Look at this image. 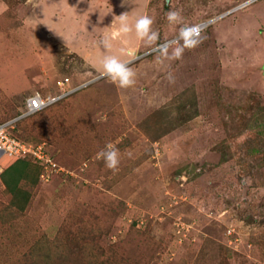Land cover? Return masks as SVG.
I'll list each match as a JSON object with an SVG mask.
<instances>
[{"label": "rangeland", "instance_id": "obj_1", "mask_svg": "<svg viewBox=\"0 0 264 264\" xmlns=\"http://www.w3.org/2000/svg\"><path fill=\"white\" fill-rule=\"evenodd\" d=\"M124 12L152 17L161 44L202 23V43L160 63L134 27L118 33ZM107 55L134 86L99 76ZM34 93L58 101L19 118ZM9 121L55 166L27 172L23 208L0 179V264H264V0H0ZM108 143L117 170L97 155Z\"/></svg>", "mask_w": 264, "mask_h": 264}, {"label": "clouds", "instance_id": "obj_2", "mask_svg": "<svg viewBox=\"0 0 264 264\" xmlns=\"http://www.w3.org/2000/svg\"><path fill=\"white\" fill-rule=\"evenodd\" d=\"M129 14V12H124L121 15L114 17V19H118L119 22V27L117 29L118 33L127 35L133 31L134 27L137 37L148 45H155L154 51L157 53L160 63H163L165 60L180 59L186 49H193L202 43L203 38L201 36L200 28L194 25H185L180 28L176 38L162 44L157 43L160 39V35L152 28V17L147 14L141 15L136 18L133 26L129 23ZM166 16L169 24L175 25L182 22V15L178 9L168 11ZM95 28L96 27H94L93 30ZM100 45L105 49L111 48V37H104L100 41ZM121 52L125 55L134 54L131 50L126 49H121ZM99 76L111 79L120 88H130L136 83V72L130 66V61L122 60L118 55H107L103 58ZM167 79L169 82L174 81V77L171 72L168 73ZM97 155L99 158L104 160L107 168L112 170L118 169L121 159L120 152L119 149H117L112 143H108ZM0 165L2 171V161L0 162ZM2 172H0V174Z\"/></svg>", "mask_w": 264, "mask_h": 264}, {"label": "built area", "instance_id": "obj_3", "mask_svg": "<svg viewBox=\"0 0 264 264\" xmlns=\"http://www.w3.org/2000/svg\"><path fill=\"white\" fill-rule=\"evenodd\" d=\"M200 28L201 34L204 30V25L202 23L193 24ZM192 26V25H191ZM58 97L42 96L40 93H34L26 99V105L24 112L21 117L30 116L44 110L49 107L54 102L58 101ZM14 127H12L11 122L0 124V162L3 158L5 159H29L33 164L40 165L43 170L40 173V180L47 181L49 175L47 174L48 169L54 168L55 163L49 154L48 148L45 143L37 145H28L23 141L16 139L10 132ZM1 172V165H0Z\"/></svg>", "mask_w": 264, "mask_h": 264}, {"label": "trees", "instance_id": "obj_4", "mask_svg": "<svg viewBox=\"0 0 264 264\" xmlns=\"http://www.w3.org/2000/svg\"><path fill=\"white\" fill-rule=\"evenodd\" d=\"M30 169L35 171L34 182L41 181L39 177V167L33 164L29 159H18L0 174V179L7 192L13 197V202L21 203V208L28 203L29 195L19 187V184L25 179Z\"/></svg>", "mask_w": 264, "mask_h": 264}]
</instances>
